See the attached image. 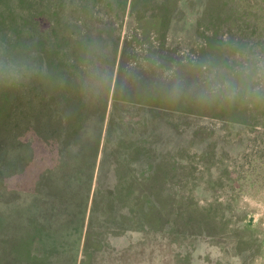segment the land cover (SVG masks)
I'll return each instance as SVG.
<instances>
[{"label": "rangeland", "instance_id": "374dc122", "mask_svg": "<svg viewBox=\"0 0 264 264\" xmlns=\"http://www.w3.org/2000/svg\"><path fill=\"white\" fill-rule=\"evenodd\" d=\"M0 45L50 73L0 91V264H264V107L113 108L79 84L86 62L115 81L122 62L139 97L157 61L264 52V0H0Z\"/></svg>", "mask_w": 264, "mask_h": 264}, {"label": "clouds", "instance_id": "9594fccd", "mask_svg": "<svg viewBox=\"0 0 264 264\" xmlns=\"http://www.w3.org/2000/svg\"><path fill=\"white\" fill-rule=\"evenodd\" d=\"M227 41H222V45ZM221 51L224 57H186L180 65L163 66L157 61L158 79L151 82V90L169 103H191L205 109H228L235 106L264 107V52L249 51L231 45ZM80 77L83 102L88 104L105 89L113 95L116 81L110 72L94 62H86ZM50 75L46 65L33 62L30 55H17L0 45V91H17L31 84L35 78ZM61 86L64 81L57 78ZM136 70L128 72L121 83V93L144 88Z\"/></svg>", "mask_w": 264, "mask_h": 264}, {"label": "trees", "instance_id": "16d2710c", "mask_svg": "<svg viewBox=\"0 0 264 264\" xmlns=\"http://www.w3.org/2000/svg\"><path fill=\"white\" fill-rule=\"evenodd\" d=\"M162 44H164V41H162L161 42ZM30 48L32 49V47L30 46ZM33 50V49H32ZM39 52H42V54H39L41 57H44V50H42V49H39L38 50ZM75 51L77 52V50H76V48H75ZM121 67H122V62H120V70H119V73H118V76H117V79H116V92H115V94L113 95V97H114V102H113V108H115V106H116V104L118 103V101H122V100H126V101H130V100H133V102H138V101H140V102H142V100H140V99H142V98H146V99H144L145 100V103H149V101L148 100H150L151 102H153V103H156V99H158L159 101H157V104H159V105H161V104H164V106H167V107H173L174 106V104L173 103H169V102H167V101H165L163 98H162V96L160 95V94H158V93H156L155 91H148V92H145V93H142V94H139V97H137L138 95H136L135 97H131V95H129L127 92L126 93H124V94H122L121 93ZM40 79H42V78H40ZM57 88V87H56ZM44 89H45V87H44ZM108 95H110V93H108ZM109 97V96H108ZM180 104H182V105H176V106H174V107H178V108H180V109H183V110H187V111H190V110H192V109H194V105L193 104H191V103H187V102H181ZM83 108V107H82ZM106 106H105V108H103L101 111V117L103 118V115H104V112H106ZM76 111H77V113H78V117H80L79 118V120H81L82 118L84 119L85 117H86V112H85V109L83 108V109H81L80 111L78 110V109H76ZM84 122V120L81 122V123H83ZM79 128H80V124H78V126H76V128L74 129V131H77L78 132V130H79ZM109 132V131H108ZM75 134H77V133H75ZM107 137V136H106ZM27 140V139H26ZM30 139H28V141H29ZM38 142H40L41 144L42 143H44V141L43 140H38ZM68 143H69V141H67ZM99 145H100V143H99ZM99 145H97V147H96V153H95V158H97L98 157V153H99ZM28 145L25 143L24 144V147H27ZM58 147V146H57ZM58 150H60V149H58ZM105 153H106V150H104V152H103V155H102V157H103V160H102V164L100 165V169H101V166L103 165V162H104V157H105ZM53 167H54V164L52 165V164H50V165H48L47 167H43V169L40 171V173L42 172V171H46L47 169H48V171H51L52 169H53ZM95 168V167H94ZM7 172H8V169H7V167L1 162V160H0V173L1 174H3V175H5V177H6V174H7ZM39 173V174H40ZM39 176H41V175H39ZM93 178H94V173H93V175H92V177H91V179L93 180ZM40 179H42V178H40ZM40 181V180H39ZM21 184H25V183H21ZM107 184H106V182L102 179V176H101V174H100V172L98 173V176H97V179H96V188H95V193H94V197H93V202H94V205L97 203V201H98V196L99 195H104V197L107 199V206H110L109 205V202H110V199H111V202H112V193H111V190L106 186ZM22 190H24V191H29L31 188H30V185L29 186H27V185H24L23 187H20Z\"/></svg>", "mask_w": 264, "mask_h": 264}]
</instances>
